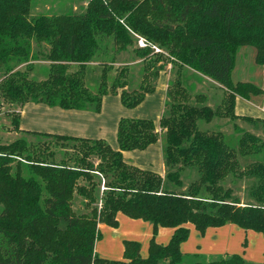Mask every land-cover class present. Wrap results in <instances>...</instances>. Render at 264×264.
Wrapping results in <instances>:
<instances>
[{"label":"trees","instance_id":"trees-1","mask_svg":"<svg viewBox=\"0 0 264 264\" xmlns=\"http://www.w3.org/2000/svg\"><path fill=\"white\" fill-rule=\"evenodd\" d=\"M29 3L0 0V98L19 106L13 118L8 112L6 128L19 130V108L26 102L97 112L103 95L117 93L131 108L154 88L146 75L157 77L169 64L175 77L167 81L156 124L143 117L118 119L115 149L100 138L35 130L22 131L34 141L20 136L0 143V264H264L237 253L205 259L179 250L188 224L202 234L206 227L232 223L264 239V138L234 123L231 138L196 123L240 119L264 128V117L234 112L235 96L261 95L264 110V0H88L82 13L30 18ZM134 35L166 56L133 46L143 61L142 77L136 89H127V64H113L134 44ZM243 45L254 48L253 60L262 66L260 86L231 81ZM37 61L46 62L40 79L33 77ZM185 69L220 87V103L208 106L203 93L191 101ZM159 138L163 174L123 160L122 151L144 149ZM186 170L195 178L184 185ZM227 177L252 178L253 203L238 205L223 185ZM74 194L98 205L75 214ZM117 212L151 224L145 257L136 240L122 241L121 259L95 252L98 224L116 227ZM157 226L172 228L165 244L154 240Z\"/></svg>","mask_w":264,"mask_h":264},{"label":"crops","instance_id":"crops-1","mask_svg":"<svg viewBox=\"0 0 264 264\" xmlns=\"http://www.w3.org/2000/svg\"><path fill=\"white\" fill-rule=\"evenodd\" d=\"M37 63L46 65L45 61H38ZM203 78L204 76L202 79ZM157 85L160 88V93L158 92V94H155L154 88L152 92L144 95V98L140 103L131 108H126L121 104L117 93L103 95L100 101V108L97 112L86 109H62L57 106H48L43 103L26 102L19 108V130L15 131L22 132L23 130H35L78 137L100 138L103 140L108 136L109 145L115 149L117 147L115 141L116 123L120 117H124L123 114L127 115L125 117H143L152 120L159 118L163 110L166 88H162L161 84ZM238 98L242 97L235 96L234 102ZM250 99L251 97L244 99L245 103H250L255 107H258L261 113L258 115L259 117H256L263 118L264 110L261 102L262 97L260 100H254L256 102L251 101ZM132 109H136V112H132ZM150 110L154 112L157 110L156 118L152 117L153 115H150L151 117H149L148 114H150ZM236 114L240 115L237 112ZM112 134H114V139H112ZM121 154L123 160L129 164L141 169H148L158 174H163L164 166L162 163L160 147H156L155 142L149 144L144 149L122 151ZM115 217L117 221L116 227H110L102 223L98 224V229L103 240L101 241V238L95 240L93 245L94 250H97L98 254L103 258L121 259L123 248L122 241L136 240L140 244L139 255L145 257L147 255L148 239L152 231L151 224L141 219L129 218L120 212H117ZM138 226H140L143 231H139V228H137ZM187 226L189 229L188 234L190 236L179 244V250L183 254H197L208 259L209 257L220 254L236 253L238 251L227 252L225 249L227 247V241H229L232 233L239 234L243 240L247 234L251 235L250 237H252V239L255 237L262 245V250L260 251L264 252V239L260 233L253 230H243L235 224L226 223L217 227H206L204 232L200 234L191 224H188ZM158 227H160L159 232L163 231L165 233V237L160 240L154 237V240L157 243L165 244L172 232V228ZM191 234L193 235L192 238ZM141 240H145L144 245L141 244ZM223 248L224 250H222ZM243 258L248 260L247 256H244ZM263 258L264 257L261 256L262 261ZM255 259L258 260L257 258Z\"/></svg>","mask_w":264,"mask_h":264},{"label":"rangeland","instance_id":"rangeland-1","mask_svg":"<svg viewBox=\"0 0 264 264\" xmlns=\"http://www.w3.org/2000/svg\"><path fill=\"white\" fill-rule=\"evenodd\" d=\"M88 0H30V6L28 11V17H33L38 14H60V13H82L85 9V5ZM135 42L132 46H128L125 50L119 52L117 55V62L113 64V66H121L123 63H126L127 68V85L125 88L136 89L138 85L141 82L142 77V64L143 61L140 60L139 57L135 56L133 51L131 50L133 46L136 47H146L148 46L153 53H162L165 55V52L161 50L160 48L156 47L155 45H152L150 42L144 40L142 37L138 35H134ZM143 44V45H142ZM35 48V46H34ZM254 55V48L248 45L239 46L236 53H235V59H234V65L231 70L230 78L232 82L236 81H248L255 85H261L262 83V66L258 65L253 60ZM166 56V55H165ZM38 58H42L41 56H38ZM38 62V61H37ZM41 62V61H40ZM159 62H156L158 64ZM36 65H39V67L33 72V77L36 79L43 78L46 75V65L42 63H36ZM169 64H166L158 73L157 77H153L152 75H146V80L148 85H154L155 88V94H158L159 86L157 84H161L162 88H166L167 81L172 80L175 77V73L173 71H169ZM113 72V70H112ZM185 84L187 85L189 91V96L192 101L193 95L196 93H203L206 97L205 103L210 106L214 107L215 105L220 103V99L222 96V89L218 87L214 82L209 80L208 78L198 79L194 77V74L191 70H183ZM93 76L96 75L95 72H92ZM32 76V75H30ZM161 81V82H160ZM160 82V83H159ZM89 86L93 88L95 86V82L93 84L89 83ZM153 88V89H154ZM152 92V91H151ZM192 97V98H191ZM254 98V99H253ZM253 99V100H252ZM261 95L257 96H251V101L254 100H260ZM148 102V101H147ZM256 102V101H254ZM148 104V103H147ZM18 107L15 103L7 104L0 98V143H7L11 140H13L16 137L20 136H26L28 140L34 141V137L32 135H26L23 134V132L20 131H12L8 130L10 127V119L11 115L12 118L15 116ZM163 109V108H162ZM136 109H132V112H136ZM11 111V115H8V112ZM149 117H155L157 114V110L154 112L150 110ZM131 112V111H130ZM234 112L239 113L240 115L249 116V117H256L260 115V110L258 107H255L253 104L245 103V100L242 98H238L234 102ZM128 113V111H127ZM124 117L127 116L123 114ZM151 115V116H150ZM259 117V116H258ZM156 118V117H155ZM150 119V118H149ZM152 120V119H151ZM155 124L157 123V119L152 120ZM197 126L201 130H219L222 131L225 135H228V137L235 136L234 129L232 127V123L236 124L238 127H241L249 132H252L261 138H264L262 135V129L259 124H257V127L253 126L250 122L236 119L233 122L228 121L225 118H213L209 122H204L202 120H198ZM8 126V128H6ZM112 139H114V134L111 135ZM108 144V136L104 139ZM156 147H160V153H161V140L160 138L155 142ZM58 151H56V158L58 157ZM240 159V157H239ZM250 159H248L249 161ZM242 162V159H240ZM242 164V163H241ZM24 175H27L26 172H24ZM183 184H187L190 180L195 178L194 171H184L183 173ZM253 183V179L250 177H240V178H233L227 177L223 185L230 188V194L231 196H235L239 203L238 205H245L253 203V200L248 195V187L249 185ZM98 188V189H97ZM95 189V194L99 195L100 191L103 189L102 182L100 181V185ZM94 203L87 205L85 204V201L82 197L78 196L77 194L73 195L72 198V210L75 214H79L82 212H87L91 206H93ZM98 202H96L97 206ZM1 209V205H0ZM139 231H143V229L138 226ZM141 229V230H140ZM160 227H156L155 235L154 237L160 239H163L165 237V233L163 231H160ZM193 234V233H192ZM191 234V238L192 235ZM188 236H190L188 234ZM251 235H246V237L243 238L239 236V234L232 233L230 235L229 241H227V247L225 248L227 252H236L240 254L242 257L247 256L248 261L254 262V263H260L262 262L261 256L264 257V252H261L262 245L258 240L254 237H250ZM101 241L103 240L100 234ZM100 241V242H101ZM241 241V246H240ZM100 244V243H98ZM141 244H145V240H141ZM223 244V242H222ZM224 250V248L222 249ZM97 251V250H96ZM95 251V252H96ZM98 254V251L96 252ZM257 258L258 260H256ZM264 261V258H263Z\"/></svg>","mask_w":264,"mask_h":264},{"label":"built area","instance_id":"built-area-1","mask_svg":"<svg viewBox=\"0 0 264 264\" xmlns=\"http://www.w3.org/2000/svg\"><path fill=\"white\" fill-rule=\"evenodd\" d=\"M143 45V44H142Z\"/></svg>","mask_w":264,"mask_h":264}]
</instances>
